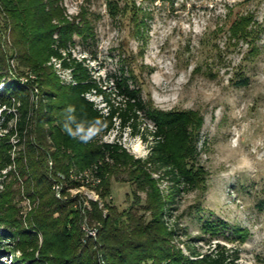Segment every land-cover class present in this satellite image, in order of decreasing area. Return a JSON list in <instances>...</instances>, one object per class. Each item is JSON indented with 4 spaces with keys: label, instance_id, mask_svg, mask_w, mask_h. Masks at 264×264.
<instances>
[{
    "label": "rangeland",
    "instance_id": "obj_1",
    "mask_svg": "<svg viewBox=\"0 0 264 264\" xmlns=\"http://www.w3.org/2000/svg\"><path fill=\"white\" fill-rule=\"evenodd\" d=\"M60 3L68 20L87 23L90 36L85 42L74 37L70 53L85 59L92 77L107 93L113 86V76L127 77L151 109L189 113L196 126L195 149L188 162L198 183L193 191L174 196L165 218L174 229L169 244L188 257V243L204 253L219 242L238 255L239 264H264V0ZM7 21L0 2V57L2 49L8 55L1 70L0 91L17 82L30 91L35 102L40 99L41 89L48 88L50 78L55 77L60 85L71 82L69 70L56 59L44 63L45 72L38 76L18 69ZM85 97L105 112L99 95L90 92ZM111 99L119 101L115 94ZM0 115L1 123L4 114ZM137 128V134L129 128H115L102 137V142L117 141L132 158L145 159L154 126L142 119ZM10 142L15 143L16 138ZM48 166H52L51 161ZM158 174L153 177L158 178ZM74 176L75 169L70 167V179L84 186L71 189L58 174V182L52 187L61 201L75 200L70 204L73 209H90L92 201L103 217L130 212L134 217L148 218L143 210L145 194L133 191L135 186L128 181L124 168H116L107 177L104 197L98 194L103 187L92 178ZM15 177L17 181L9 178L6 182L14 183L10 190L14 193L11 205L16 221L11 229L0 226V234L11 233L15 226L24 229L31 240L20 239L21 249L14 254L18 264H50L41 257L43 235L31 216L37 201L32 202L23 190L26 177L18 173ZM158 185L164 195L171 191L167 178L159 180ZM220 221L227 228L217 236L209 238L201 229L205 222ZM87 222L80 224L83 243L95 238L97 232L95 224ZM7 245L8 240H0V264H11V249L3 252ZM13 245L12 242L10 246Z\"/></svg>",
    "mask_w": 264,
    "mask_h": 264
},
{
    "label": "trees",
    "instance_id": "obj_2",
    "mask_svg": "<svg viewBox=\"0 0 264 264\" xmlns=\"http://www.w3.org/2000/svg\"><path fill=\"white\" fill-rule=\"evenodd\" d=\"M0 2L7 15L17 68L38 76L45 72L44 63L56 59L63 69L69 70L71 81L60 85L55 77L50 78L48 88L40 91L41 100L35 102L30 91L17 82L5 85L0 91V113L4 114L0 123L3 133L0 136V186L3 187L0 226L11 229L10 225L16 221L11 205L14 193L10 190L14 183L6 181L16 180L15 173H18L26 177L22 184L27 196L32 202L37 201L31 216L43 235L41 257L50 264H144L146 261L147 264H239L238 255L231 254L219 242L204 253L188 243V257L169 244L174 229L165 218L174 196L181 191H193L198 183L188 162L195 149L193 131L196 128L190 114L151 109L127 77L113 76V86L107 93L92 77L85 59H77L70 53L73 38L85 42L90 33H87L86 22L68 20L61 0ZM6 58L8 55L2 49L0 80ZM90 92L101 97L105 112L85 97ZM112 94L119 101H113ZM69 117L73 118L70 122L73 131L76 124H83L86 130L91 129L92 138L84 141L69 135L64 129ZM142 119L154 126L150 132L149 155L145 159L132 158L117 141L102 142V137L115 128L119 131L129 128L137 134ZM11 138H16V142L11 143ZM49 161L52 166H48ZM70 167H74L75 173L87 171L99 179L97 186L103 187L98 191L100 197L107 194V177L116 168H124L128 181L135 186L133 191L145 194L143 210L149 214L148 218L134 217L130 212L103 217L92 201L90 209H73L70 204L74 199L69 203L61 201L52 191L58 174L71 189L84 186L70 179ZM156 173H159L158 178L153 177ZM164 178L171 183L167 195L158 185ZM61 193H64L63 187ZM84 220L90 226L95 224L97 232L95 238L83 243L85 236L80 224ZM13 228L11 233L0 234V240H8L3 252L11 249L10 263L18 264L14 254L16 249H21L19 241L31 240V235L20 227ZM226 228L227 224L220 221L218 224L205 222L201 229L212 238ZM12 242L14 245L10 246Z\"/></svg>",
    "mask_w": 264,
    "mask_h": 264
},
{
    "label": "clouds",
    "instance_id": "obj_3",
    "mask_svg": "<svg viewBox=\"0 0 264 264\" xmlns=\"http://www.w3.org/2000/svg\"><path fill=\"white\" fill-rule=\"evenodd\" d=\"M69 111H72L71 108H69ZM73 118L69 117V123L64 124L65 131L68 132L69 135L73 137H79L81 140L88 141L92 138V131L89 128L88 130L85 129L83 124H76V129L73 131V128L70 126V122H72Z\"/></svg>",
    "mask_w": 264,
    "mask_h": 264
},
{
    "label": "built area",
    "instance_id": "obj_4",
    "mask_svg": "<svg viewBox=\"0 0 264 264\" xmlns=\"http://www.w3.org/2000/svg\"><path fill=\"white\" fill-rule=\"evenodd\" d=\"M78 177L92 178L94 180V182L97 183V184H99V182H100L99 179H95L87 171L82 172V173H75L74 178L77 179Z\"/></svg>",
    "mask_w": 264,
    "mask_h": 264
}]
</instances>
